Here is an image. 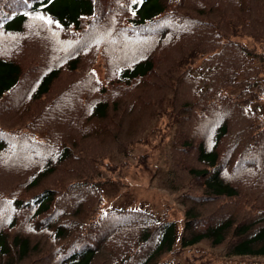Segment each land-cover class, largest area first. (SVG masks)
Segmentation results:
<instances>
[{"label":"trees","instance_id":"1","mask_svg":"<svg viewBox=\"0 0 264 264\" xmlns=\"http://www.w3.org/2000/svg\"><path fill=\"white\" fill-rule=\"evenodd\" d=\"M93 34L91 57L28 49ZM263 100L264 0H0V264L264 255ZM171 129L178 243L167 211L109 206L101 186Z\"/></svg>","mask_w":264,"mask_h":264},{"label":"rangeland","instance_id":"2","mask_svg":"<svg viewBox=\"0 0 264 264\" xmlns=\"http://www.w3.org/2000/svg\"><path fill=\"white\" fill-rule=\"evenodd\" d=\"M35 25V24H33ZM36 28V27H35ZM39 31L37 34H40ZM45 33V32H42ZM44 37V34H43ZM96 34L79 40V43H74L76 36L73 38H68L67 44H72L70 47H64L63 43L56 41L44 47H36L34 45L29 46V50L38 52V55L43 57L48 56V52L53 49L60 48L61 51L66 50L67 53L80 54L85 56H93L96 51L97 44L95 43ZM42 38L39 37L38 40ZM43 51V53H40ZM95 72L101 79L105 74V68L103 60L101 57L97 58L93 65ZM260 108L264 111V100L260 103ZM159 122V116L153 119L152 124H157ZM148 128L147 132H152ZM150 129V130H149ZM173 130L171 129L167 135L166 142L164 146L157 147L156 151L153 153L148 166L144 164H138L135 166L136 157L129 156L131 159L132 166L129 170L127 178L124 182L118 180H110L104 182L101 186L104 190L106 196V202L109 206H127L148 209L156 213L157 215H162L164 211L168 212L169 219L173 220L176 225L177 240L179 242L181 233L183 232L185 226V207L182 203V195L177 187H174L170 182V169L171 163L169 160L168 146L172 139ZM152 135V134H151ZM149 144L138 145L135 153H139V150H144L150 147ZM126 158L124 153H114L109 157L111 161H122ZM197 250L200 252H205L204 256L208 260L214 261L213 264H264V255L259 256H228L226 251L222 247H212L205 243H199L197 245ZM192 251H188L191 254ZM208 254V255H207ZM181 259V257L179 258Z\"/></svg>","mask_w":264,"mask_h":264},{"label":"snow or ice","instance_id":"3","mask_svg":"<svg viewBox=\"0 0 264 264\" xmlns=\"http://www.w3.org/2000/svg\"><path fill=\"white\" fill-rule=\"evenodd\" d=\"M140 2H142V0H132V3H140ZM133 14H135V13H133Z\"/></svg>","mask_w":264,"mask_h":264}]
</instances>
